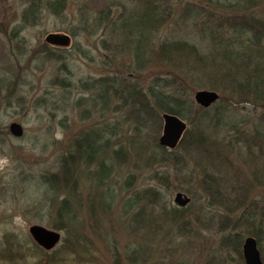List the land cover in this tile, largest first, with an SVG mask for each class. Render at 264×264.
<instances>
[{
	"label": "rangeland",
	"instance_id": "rangeland-1",
	"mask_svg": "<svg viewBox=\"0 0 264 264\" xmlns=\"http://www.w3.org/2000/svg\"><path fill=\"white\" fill-rule=\"evenodd\" d=\"M61 1L58 11V0H0V264H244L239 250L259 228L264 256V97L222 82L211 86L194 68L183 90L193 101L199 89L217 91L221 97L209 108L213 120L198 121L199 111L187 121L191 134L161 161L163 122L137 125L133 109L109 93L104 106L90 88L102 77L147 89L157 77L183 75L182 64L160 54L157 39L138 61L134 42L113 29L125 8L147 0ZM187 1L160 2L173 15L174 5ZM218 1H202L204 27L221 23L229 35L233 17L242 15L261 29L264 41V0H248L246 10H224ZM105 10L111 15L101 19ZM169 22L166 33L177 26ZM58 33L71 37L68 46L47 41ZM182 33L200 37L190 25ZM252 64L264 81V56ZM12 122L22 125L21 136L10 132ZM104 126L103 136L122 148L104 183L113 199L95 186V163L71 160L76 180L70 186L72 176L64 180L63 157L76 150V140ZM111 127L119 133L112 135ZM177 192L190 203L175 204ZM66 196L76 210L78 241L58 228ZM175 207L177 218L163 213ZM34 225L59 231L60 242L45 250L30 233Z\"/></svg>",
	"mask_w": 264,
	"mask_h": 264
},
{
	"label": "trees",
	"instance_id": "trees-1",
	"mask_svg": "<svg viewBox=\"0 0 264 264\" xmlns=\"http://www.w3.org/2000/svg\"><path fill=\"white\" fill-rule=\"evenodd\" d=\"M160 1L147 0L143 2L140 8L131 9L129 7L127 10L125 8L123 14L118 15L117 20H112L113 29L129 41L134 42L135 56L138 61L140 59L146 60L148 56L146 52L147 43L150 39H157L160 54L170 61L182 64L183 75L167 74L166 77H157L153 83L148 85L147 89L140 88L135 83L124 81V78L114 80L110 77H102L97 80L94 87L104 106L107 105L106 98L109 97V93L110 98L133 109L136 114L137 125L145 128L148 124H154L157 127L162 126V114L164 112L176 114L182 119L193 123V116L195 117L200 111L199 115L202 116H199L198 121H212L213 116L210 115V109L197 107L192 97L183 90L185 89V81L191 79L194 75V68L202 72L207 80V82L206 80L204 82L211 86L222 82L227 85H236L243 94L254 93L258 98L264 97V81L258 78L259 72L254 69L255 66L252 64L256 57L264 56V41L259 36L261 29L255 23L244 19L242 15L234 16L233 30L229 35L224 36L221 31V23H218L217 26L208 24L204 27L202 19L204 14L203 0H188L181 7L175 4L173 15L172 10H169L170 7H163ZM247 1L219 0L218 4H221L224 10H246L251 6ZM62 2L58 0V11L64 4ZM105 11L101 12L103 14L100 17L101 19L111 15L109 10ZM131 19H135V21L132 22ZM226 19L227 17H224L223 20ZM170 20L177 26L170 33H166L165 22ZM188 25L192 27L193 33L199 34V38L196 37L195 39L193 35V40H191L187 37L190 31L186 34L187 36L182 33L183 30H187ZM198 25L200 27L196 29L195 27ZM167 31L169 32V29ZM254 52L255 56H253ZM250 69H253V76H257L255 81L251 80ZM150 119L155 120L148 123ZM194 122H197V120ZM194 129L193 127V131ZM114 130H111L112 135L119 133ZM104 131H107L105 126L101 130L93 129L83 135L81 139L76 140V150L69 157H63L62 160L64 168L67 167L64 180L67 183L68 177L72 176L69 186L76 180L73 171L70 170L71 160L85 164L95 163L97 164L94 173L95 186L101 193H104L102 188L104 187L105 198L113 199L114 193L109 189L111 186H106L104 183L112 178L113 160L116 161L115 156H117L118 150L122 152V148L118 146V143L112 144L114 142L112 138L110 144V140L103 136ZM189 132L191 130L188 128L180 142L181 144L185 140V135L191 134ZM202 144L203 140H200L198 146L200 147ZM157 147L158 158L165 161L168 157L162 156L167 155L169 149L159 144H157ZM150 192L151 190L146 191L143 199L147 198ZM70 198V196H66L59 203L58 217L61 221H58V228L65 230L66 234L71 235L78 241L76 231L78 222L74 218L76 217V210ZM177 210H179L177 207L171 211L165 209L163 213L171 218H177ZM259 230L251 234L257 238L262 251V229L259 228ZM235 238L232 239L233 242L236 241ZM227 239L231 241L230 237ZM241 243L242 239L238 238L235 242V248L238 249ZM128 250L134 254V250H131L130 247H128ZM239 253L242 256L240 250ZM262 259L264 261L263 255Z\"/></svg>",
	"mask_w": 264,
	"mask_h": 264
},
{
	"label": "water",
	"instance_id": "water-1",
	"mask_svg": "<svg viewBox=\"0 0 264 264\" xmlns=\"http://www.w3.org/2000/svg\"><path fill=\"white\" fill-rule=\"evenodd\" d=\"M47 41L50 43L66 45L70 42V37L64 34H51L48 35ZM218 99L219 94L213 90H198L195 93V101L203 107L211 106ZM163 119V134L159 139V143L163 146L174 148L186 128V123L177 115L168 112L163 114ZM9 129L13 135L21 136L23 134V127L17 122H12L9 125ZM174 202L179 206H186L190 202V198L187 195L178 192L174 197ZM30 233L33 239L46 250L53 249L61 239L59 232L49 230L39 225L30 227ZM243 256L245 264H264L257 240L254 236H248L245 238L243 244Z\"/></svg>",
	"mask_w": 264,
	"mask_h": 264
},
{
	"label": "bare ground",
	"instance_id": "bare-ground-1",
	"mask_svg": "<svg viewBox=\"0 0 264 264\" xmlns=\"http://www.w3.org/2000/svg\"><path fill=\"white\" fill-rule=\"evenodd\" d=\"M97 82V81H96ZM93 84V83H92ZM96 84V83H95ZM95 84H93L90 88H94ZM53 184V183H52ZM53 187H55V185H52Z\"/></svg>",
	"mask_w": 264,
	"mask_h": 264
}]
</instances>
